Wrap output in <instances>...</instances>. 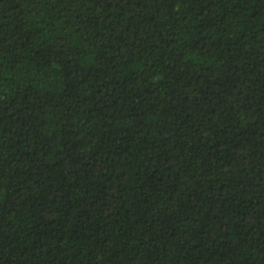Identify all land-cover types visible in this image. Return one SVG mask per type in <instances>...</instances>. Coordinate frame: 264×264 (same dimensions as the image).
I'll list each match as a JSON object with an SVG mask.
<instances>
[{
  "label": "trees",
  "instance_id": "trees-1",
  "mask_svg": "<svg viewBox=\"0 0 264 264\" xmlns=\"http://www.w3.org/2000/svg\"><path fill=\"white\" fill-rule=\"evenodd\" d=\"M0 264H264V0H0Z\"/></svg>",
  "mask_w": 264,
  "mask_h": 264
}]
</instances>
